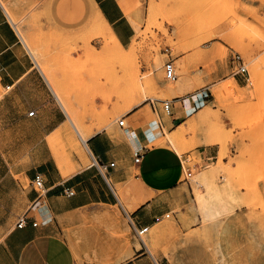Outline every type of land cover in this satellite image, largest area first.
I'll return each mask as SVG.
<instances>
[{
    "label": "rangeland",
    "instance_id": "obj_1",
    "mask_svg": "<svg viewBox=\"0 0 264 264\" xmlns=\"http://www.w3.org/2000/svg\"><path fill=\"white\" fill-rule=\"evenodd\" d=\"M0 1L8 11V4ZM124 1L136 30V38L124 50L115 46L105 50L103 26L91 21L75 34L40 30L22 33V37L52 84L54 70L74 76V98L62 99L72 116L121 104L130 109L146 96L172 99L180 94V87L193 96L191 104L198 95L197 106L187 110L190 117L170 134L176 137L181 155L191 152L193 175L185 183L189 200L169 211L170 216L164 215L142 238L165 263L264 264V257L246 256L254 244L264 246V0ZM13 21L18 26L21 20ZM237 55L244 60L247 73L236 72ZM168 60L176 67V81L165 77ZM147 74L144 96L129 94L127 88L123 92L124 79L139 80ZM204 112L206 117L200 118ZM80 131L89 136L96 132ZM82 135L75 129L50 131L51 170L58 168L69 177L79 166L90 163L83 140L87 138ZM167 136L153 144L166 142ZM200 145L214 146L218 156L202 160L197 151ZM37 148L34 159H40ZM184 178L182 173L186 182ZM203 179L207 184L199 187L196 180ZM207 195L227 203L230 213L217 220L203 218L201 204ZM9 228L0 227V234ZM88 261L103 264L98 258Z\"/></svg>",
    "mask_w": 264,
    "mask_h": 264
},
{
    "label": "crops",
    "instance_id": "obj_2",
    "mask_svg": "<svg viewBox=\"0 0 264 264\" xmlns=\"http://www.w3.org/2000/svg\"><path fill=\"white\" fill-rule=\"evenodd\" d=\"M2 1L9 10L0 2V227L10 228L0 234V264H92L88 261L92 258L103 264H173L152 252L138 231L149 230L157 224L156 217L189 200L185 183L190 180L182 179L183 155L169 139L153 143L190 117L187 110L193 96L185 87L178 88L180 94L172 98L173 114L165 111L163 98L146 96L130 109L121 104L72 116L62 99L74 98V76L54 70L52 84L22 33L75 34L91 21L94 26H108L127 47L136 30L122 2ZM90 6L101 17L91 15ZM14 18L21 20L20 31ZM118 114L126 117L128 127L118 124ZM71 129L96 132L84 140L90 163L64 177L58 168H49L48 137L50 131ZM34 147H39L40 159H34ZM136 147H144L140 162L134 160ZM197 151L202 160L218 156L212 145H200ZM37 173L43 174L47 187L40 200L32 184ZM66 189L74 193L68 195ZM25 213L27 222L18 227ZM253 246L246 256L263 258L264 246Z\"/></svg>",
    "mask_w": 264,
    "mask_h": 264
},
{
    "label": "bare ground",
    "instance_id": "obj_3",
    "mask_svg": "<svg viewBox=\"0 0 264 264\" xmlns=\"http://www.w3.org/2000/svg\"><path fill=\"white\" fill-rule=\"evenodd\" d=\"M23 2V1H22ZM26 2V1H25ZM121 2H122V5L124 6V9L126 10V12L128 13V15H129V9L127 8V6L125 5V1L124 0H121ZM29 3V2H28ZM30 4V3H29ZM95 5V4H94ZM93 4L91 5V6H94ZM90 6V13H91V15H94V17H95V15L96 16H99V17H101L100 15V12L98 11V10H94V8H92ZM96 7V6H95ZM9 10V9H8ZM11 14V13H10ZM130 16V15H129ZM96 19V18H95ZM102 19V18H101ZM97 21V20H96ZM101 36L103 37V39H105V45H104V49L105 50H111L114 46L115 47H117V48H119V49H121V50H124L125 49V47L120 43V41L118 40V38L116 37V35H115V33L107 26V27H105V28H103L102 29V31H101ZM149 76V74H147V75H144L143 77H141L139 80L138 79H131V80H128V82H127V84H126V82H125V79L123 80V92H125V90H126V88H127V90H128V93L130 94H135L136 96L137 95H141V93H143V96H144V94H145V83L147 82V80H145V78H147ZM235 81V83H237L238 84V82L236 81V80H234ZM148 84V83H147ZM127 85V86H126ZM146 86H148V85H146ZM223 86V85H222ZM228 88V87H227ZM139 98H141V97H139ZM143 99H144V97H143ZM140 102V101H139ZM137 103V102H136ZM136 103H133V104H136ZM133 104H132V106H133ZM205 111H206V109H205ZM207 113L206 112H204V113H202V114H200L199 116H200V118H204V116L206 115ZM206 117V116H205ZM80 130H82V129H77V131L79 132V134H83L82 135V137L84 136L85 138H88V134L85 132V131H80ZM168 136V139H169V141L171 142V144L173 145V147L174 148H176V146H175V142H174V140L176 139V137H172V135L170 136V134H167ZM118 137V136H117ZM83 140H85L84 138H83ZM209 142V141H208ZM216 142H218V139H217V141L216 140H213V141H211V142H209L210 144H214V143H216ZM220 161V160H219ZM222 162V161H221ZM217 165V164H216ZM218 166V165H217ZM220 166V165H219ZM222 166V165H221ZM220 166V167H221ZM217 171V170H216ZM197 174H199V173H197ZM216 174H217V172H216ZM196 176V175H195ZM193 178H195V177H193ZM197 178V177H196ZM195 178V179H196ZM194 180V179H193ZM192 180V181H193ZM196 182H197V184H198V186L200 187V186H206V184H207V182H206V180L205 179H203L202 181H200V180H196ZM197 184H196V186H197ZM198 188V187H197ZM202 188V187H201ZM200 188V189H201ZM202 192V191H201ZM212 193V192H211ZM144 198V197H143ZM202 198V197H201ZM201 198H199L198 199V201L199 200H201ZM141 200V199H140ZM140 202V201H139ZM142 202V201H141ZM200 203H201V201H200ZM199 203V204H200ZM136 205V204H135ZM201 205H203V218H205V219H208V220H217V219H219V218H221L222 216L224 217V214H226L227 212H229V210H230V208H229V206H228V204L227 203H225V202H220V201H217V200H215L213 197H211V196H209V195H207V196H204V198H203V204H201ZM201 205H200V207L198 206V209L200 208V211L199 212H201L202 211V209H201ZM230 205V204H229ZM134 206V205H133ZM133 206H132V208H133ZM137 206V205H136ZM135 207V206H134ZM230 213V212H229ZM105 214H107V213H105ZM107 216V215H106ZM226 217V216H225ZM203 220V219H202ZM218 222H219V220H218ZM169 223V222H168ZM172 224L174 223V222H171ZM170 223V224H171ZM165 224V223H164ZM169 225V224H168ZM175 225V224H174ZM174 225H173V227H174ZM161 226V225H160ZM165 226H167V224H165ZM169 226H171V225H169ZM169 228V227H168ZM167 228V229H168ZM171 228H172V226H171ZM173 229V228H172ZM158 230V229H157ZM164 230V229H163ZM159 232V231H158ZM164 232H166L165 230H164ZM162 233V232H161ZM144 243V242H143ZM145 243H146V241H145ZM140 244V243H139Z\"/></svg>",
    "mask_w": 264,
    "mask_h": 264
},
{
    "label": "built area",
    "instance_id": "obj_4",
    "mask_svg": "<svg viewBox=\"0 0 264 264\" xmlns=\"http://www.w3.org/2000/svg\"><path fill=\"white\" fill-rule=\"evenodd\" d=\"M234 62L236 63V68H237L236 72L237 73H242L243 74V73H247L248 72V68L245 65V62L242 59L241 55H237L236 58L234 57ZM164 71H165V77L168 80L176 81L178 79V75L176 73V67H175L174 62L172 60H168L164 64ZM162 101H163V107H164L165 111L167 113H169V114H173V111H172L173 99H164ZM197 101H199V99H196V101H194L193 104L189 105L188 108H191L192 106L196 107L197 106V104H196ZM152 105H153V108L155 109L156 102L154 100H152ZM33 113H34V111L30 112V114H33ZM118 124L121 127H124V128L128 127V125H127L128 123H127L126 117L125 116H121L118 119ZM144 153H145L144 147L143 148L142 147L141 148L140 147H136L134 149V160L136 162H140L142 157H143V155H144ZM190 161H191V158H190L189 154L183 156V158L181 159V166H182V170H183V172L185 174V179L186 180H190L192 175H193L191 164L189 163ZM114 164H115L114 162L110 163L111 166H114ZM103 166L106 167L107 165L104 164ZM32 184L34 186V189L37 192V199L40 200V199L44 198L46 196V194H47V187L45 185V180H44L43 174L42 173H37L34 176V178L32 179ZM66 193L68 195H72L74 192L71 189H66ZM165 215L166 216H170V213H166ZM163 216L164 215L156 217V221L159 222ZM27 219H28L27 213L23 214L19 218L17 226L18 227H23L26 224ZM37 224H38V221L36 219H34L33 225H37ZM147 230H148V227H145V228H142L141 230H139L138 231L139 236L142 237V234L145 231H147Z\"/></svg>",
    "mask_w": 264,
    "mask_h": 264
}]
</instances>
